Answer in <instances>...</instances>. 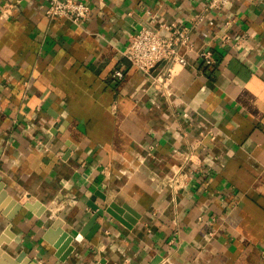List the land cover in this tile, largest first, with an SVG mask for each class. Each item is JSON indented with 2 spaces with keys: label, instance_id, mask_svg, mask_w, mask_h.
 I'll list each match as a JSON object with an SVG mask.
<instances>
[{
  "label": "crops",
  "instance_id": "0c3cea01",
  "mask_svg": "<svg viewBox=\"0 0 264 264\" xmlns=\"http://www.w3.org/2000/svg\"><path fill=\"white\" fill-rule=\"evenodd\" d=\"M207 2L86 0L76 26L46 0H0V264H264V0ZM161 21L195 51L150 76L124 53Z\"/></svg>",
  "mask_w": 264,
  "mask_h": 264
},
{
  "label": "built area",
  "instance_id": "2783aa9c",
  "mask_svg": "<svg viewBox=\"0 0 264 264\" xmlns=\"http://www.w3.org/2000/svg\"><path fill=\"white\" fill-rule=\"evenodd\" d=\"M48 7L46 15L50 18H66L76 26L83 25L91 16L92 10L86 0H46ZM232 0H208L207 9L209 11H222ZM6 4L3 8L2 18L11 15L10 7ZM148 16H153L150 10L146 11ZM202 21L196 19L195 23ZM245 38H237L234 46H238ZM226 42L231 43L232 36L226 37ZM195 51V44L191 40V28L182 27L176 22L161 21L156 25L144 24L140 31L134 35L128 45L125 58L146 75L152 76V72L161 62H168L170 65H189L188 53ZM199 56L203 58L206 65H213L215 59L210 52L200 51ZM172 67L169 66L168 76L155 77L156 89L164 96L171 94L170 82L172 77ZM115 77L120 80L124 77L122 71H117ZM192 160L191 156L185 157V163ZM194 171H186L181 165L176 173L169 179V187L178 191L184 188L189 182ZM213 235V233H212Z\"/></svg>",
  "mask_w": 264,
  "mask_h": 264
},
{
  "label": "water",
  "instance_id": "95a60500",
  "mask_svg": "<svg viewBox=\"0 0 264 264\" xmlns=\"http://www.w3.org/2000/svg\"><path fill=\"white\" fill-rule=\"evenodd\" d=\"M3 188H4L3 184L0 185V191H1V189H3ZM4 195H5V193H4ZM8 197H9V198H8L7 201L13 199V198H11L10 196H8ZM97 209H98V208H96V210H97ZM124 209H125V208H119L116 204H113L112 207L108 210V212H109L110 214H112L113 216H115L116 218H118V220H120L121 222H124V223H125V221L121 218V215H124V214H125V212H124L125 210H124ZM0 210H2V208H1ZM114 210H115L118 214H117L116 212H114ZM99 214H102V210H99V211L95 214V216L92 218V220H91V222H90V225H91V224H94V225H95V232H97L98 229H99V224H96V219H97V217L99 216ZM132 222H135V221H132ZM62 223H63V221H62L61 219H58V220L55 221V223H54L53 226H54L55 228H57V227H59ZM132 224H133V223H132ZM132 224H130V225L132 226ZM127 225H128V224H127ZM130 225H128V227H131ZM63 233H65V232H63ZM63 238H64V240H65V239H68V241H67V242L65 243V245L63 246L64 248H66L68 242H69L70 240L73 241V238H72L71 236L67 235V234H64ZM57 246H59V243L57 244ZM64 248H63V249H64ZM73 250H74V247H73V246H70V248H68V250H67L65 256H63L62 260H66V259L69 257V255L71 254V252H72ZM5 257H7L8 259H10V261H11L13 264H18L19 262L23 261V259L25 258L24 254L21 255L20 257H18V259L15 260V261L12 260L11 258H9L8 256H5Z\"/></svg>",
  "mask_w": 264,
  "mask_h": 264
}]
</instances>
